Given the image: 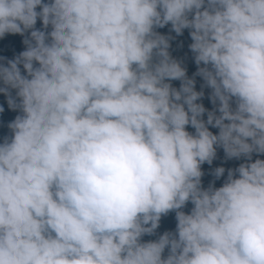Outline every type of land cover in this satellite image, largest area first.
I'll return each mask as SVG.
<instances>
[{"label":"clouds","instance_id":"clouds-1","mask_svg":"<svg viewBox=\"0 0 264 264\" xmlns=\"http://www.w3.org/2000/svg\"><path fill=\"white\" fill-rule=\"evenodd\" d=\"M25 32L0 57L20 113L0 142V264H264V0H0V37ZM242 156L202 186L203 163ZM170 211L175 231L143 240Z\"/></svg>","mask_w":264,"mask_h":264},{"label":"trees","instance_id":"trees-1","mask_svg":"<svg viewBox=\"0 0 264 264\" xmlns=\"http://www.w3.org/2000/svg\"><path fill=\"white\" fill-rule=\"evenodd\" d=\"M37 11H39V6H37ZM156 31L164 35H171L173 37L169 42L170 43L169 52L173 58L179 60L182 66L186 68V74L189 77H193L194 73L197 70V65L194 62L193 53L189 48V44L191 43L189 30L184 29L182 34L177 35L174 31L171 30V25L169 23L166 24L164 27L157 28ZM27 34L28 33L25 32L24 35L22 36L21 34L6 33L3 37H0V57H6L7 59H12L14 56L18 55L20 52L25 50L26 46L23 44V39L24 36H27ZM19 67L21 68V73L25 74L23 66L19 65ZM194 79H195L194 87L197 91H200L201 85L204 82L202 78L198 75L194 76ZM170 83L173 87L179 89L180 87L179 80H171ZM210 91H211L210 88L204 86L203 98L209 99ZM11 93L12 95H15V90L14 89L11 90ZM0 107H3L4 109L3 112H0V142H2L6 136L9 137L11 136V130L8 128V124L15 118L16 115L20 113L18 109L9 108L4 93H0ZM188 128H193V127H188ZM194 131L195 130H190L189 132H194ZM216 132H218V128H215L213 130V133ZM217 149H220L218 151V154L224 153L222 147H217ZM260 156H261L260 153H254V154L252 153L251 159L254 161ZM260 159H264V153L262 154ZM243 162H246V158L242 156L240 158H226L223 161H220L215 164L203 163L201 165V170L203 172V175L201 177L202 186L207 187L209 182H214V186L219 187L227 176V170L229 168L235 169L236 167L239 166L240 163ZM218 166H223L225 168V173L219 179L215 178L214 175L212 174L213 169H215ZM191 207H192L191 203L188 202L183 208V210L187 212L190 210ZM175 225H176L175 211H170L168 214L161 216L159 227L156 229L155 235L150 236L145 234L142 237V239L143 240L155 239L159 234L163 233L164 231H175ZM166 253H167V249L165 250V254Z\"/></svg>","mask_w":264,"mask_h":264}]
</instances>
